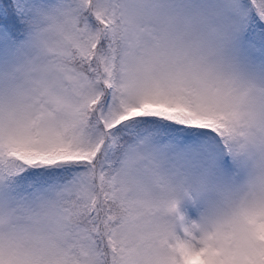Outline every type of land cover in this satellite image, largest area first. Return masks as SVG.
<instances>
[{"label":"snow or ice","instance_id":"6c2138e0","mask_svg":"<svg viewBox=\"0 0 264 264\" xmlns=\"http://www.w3.org/2000/svg\"><path fill=\"white\" fill-rule=\"evenodd\" d=\"M245 6L264 22V0ZM237 21L236 0L210 13L185 0H2L0 264H264V173L197 222L174 189L153 194L112 172L137 123L207 129L234 159L248 154L258 116L241 109L222 61L202 54V86L190 93L115 77L145 34L158 48L199 51L203 28L235 42Z\"/></svg>","mask_w":264,"mask_h":264},{"label":"clouds","instance_id":"9594fccd","mask_svg":"<svg viewBox=\"0 0 264 264\" xmlns=\"http://www.w3.org/2000/svg\"><path fill=\"white\" fill-rule=\"evenodd\" d=\"M111 2L116 4L118 0ZM219 2L204 0L208 7L202 10L210 13L211 5ZM200 44L199 51L186 46L158 48L150 35L145 34L140 46L125 49L115 77L132 89L159 85L190 93L202 86L206 65L201 62V55H208L209 64L222 61L224 68L236 78L233 87L241 109L251 108L258 116L257 124L251 129L253 143L248 154L235 159L238 165L246 161L243 178L233 180L218 165L209 162L176 164L164 155L168 151L167 142L148 133L129 138L112 161L115 182L135 177L153 194L174 189L180 202L195 208L196 215L189 220L197 222L211 221L225 211L244 190L250 177L264 173V73L250 72L241 64L234 51L235 42L228 34L205 27L200 33ZM133 159L140 163L136 169L129 170L127 162ZM160 174L165 178L162 187L157 184Z\"/></svg>","mask_w":264,"mask_h":264},{"label":"rangeland","instance_id":"374dc122","mask_svg":"<svg viewBox=\"0 0 264 264\" xmlns=\"http://www.w3.org/2000/svg\"><path fill=\"white\" fill-rule=\"evenodd\" d=\"M187 3L198 6L201 8L208 7L204 0H186ZM250 3V0H248ZM2 3V0H0ZM238 5V21L235 26V53L241 64L250 72L264 73V55L260 54L254 46H257L258 38L255 28L251 30L252 36L250 44L240 43V30L244 26L249 8L245 6V0H236ZM215 4L211 5L214 6ZM263 24V23H262ZM251 26V25H250ZM264 42V37H260ZM150 129L153 128L152 136L166 141L165 147L168 151L164 153L167 159H171L176 164H203L209 162L212 165H218L220 169L226 173L233 180H240L245 174L247 167L246 161L242 164H237L234 158L230 160H224L222 156L223 144L217 143L219 137L213 138L214 133L207 132L202 135H196L192 129H186L183 127L172 128L174 132H170V123L165 126L150 125ZM143 126L139 123L131 125L127 130L126 135L131 138L133 136L142 135L140 131H143ZM156 129V130H155ZM151 134V132H150ZM181 213L187 218L191 219L196 215L195 208L185 205L183 202L180 204Z\"/></svg>","mask_w":264,"mask_h":264},{"label":"trees","instance_id":"16d2710c","mask_svg":"<svg viewBox=\"0 0 264 264\" xmlns=\"http://www.w3.org/2000/svg\"><path fill=\"white\" fill-rule=\"evenodd\" d=\"M263 23V24H262ZM253 28H255V31H256V33H257V35L259 36V37H264V22H261L260 20L255 24H253V25H251L250 26V29L252 30ZM170 125H171V127H170V132H174V130L172 129V128H174V127H183V126H179V125H174V124H172V123H170ZM150 125H146V126H143V131H140V134H145V133H148V134H150V132H151V134L150 135H153L154 134V131L152 132V130H153V128L152 129H150V127H149ZM160 126H165V124H160ZM156 130V129H155Z\"/></svg>","mask_w":264,"mask_h":264}]
</instances>
